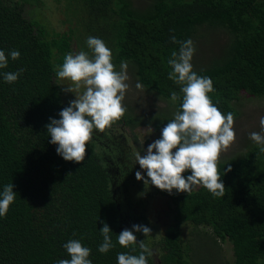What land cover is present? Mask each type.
<instances>
[{"label": "trees", "instance_id": "trees-1", "mask_svg": "<svg viewBox=\"0 0 264 264\" xmlns=\"http://www.w3.org/2000/svg\"><path fill=\"white\" fill-rule=\"evenodd\" d=\"M75 1L81 8H63V24L76 18L75 27L60 32L50 29L46 17L38 21L33 16L41 0H0V50L8 57V67L0 69V192L10 183L16 192L9 212L0 217V264H57L70 258L64 244L72 239L91 249L92 264H118L117 254L130 251L116 241L124 230L121 222L134 213L111 188L108 134L92 135L85 160L76 163L57 154L47 133L50 118L59 119L71 101L65 100L54 69L74 43L80 51H90L87 38L102 39L116 69L125 61L135 81L169 106L165 115L140 121L125 113L109 132L148 127L157 140L174 118L182 94L181 100L171 102L172 91L180 94V86L168 78L167 61L179 49L173 35L194 44L203 29H224L231 35L220 56L205 68L193 69L213 80L209 95L222 114L237 115L232 103L240 93L264 98V0H149L140 9L127 0ZM30 3L34 8H28V18L22 5ZM11 50L20 52L19 59H11ZM20 69L24 71L17 82L4 81L3 72ZM247 148L241 159L218 162L224 197H213L202 186L190 194H169L152 186L173 203L171 222L157 243L161 264H194L180 241L184 224L192 225L196 235L207 229L212 243H231L233 260L222 264H264V153L254 143ZM117 167L129 165L122 158ZM137 219L146 225L143 216ZM105 222L116 244L106 254L98 251ZM133 254H139L138 247ZM148 264H154L151 256Z\"/></svg>", "mask_w": 264, "mask_h": 264}, {"label": "clouds", "instance_id": "clouds-1", "mask_svg": "<svg viewBox=\"0 0 264 264\" xmlns=\"http://www.w3.org/2000/svg\"><path fill=\"white\" fill-rule=\"evenodd\" d=\"M178 51L171 53L167 63L171 67L168 78L180 86L178 94L171 92V102L181 100L174 118L162 128L161 137L148 145L145 154H136V162L141 171L136 172V179L145 186H155L169 194L173 190L190 194L194 188L202 186L213 197L225 196V184L218 172V159L223 150H227L235 141L234 114L225 116L213 103L210 93L214 92L213 80L201 76L193 70L192 60L195 54L194 42L171 37ZM90 51L67 53L62 65L54 71L59 80L69 81L64 92L75 94L59 112V119L50 118L46 125L50 143L57 146V154L69 162L82 163L86 158V145L91 140L94 130L103 133L111 128L126 113L122 103L129 85L126 83L128 65L121 61L117 70L113 63V53L106 43L97 37L89 36L86 41ZM12 60L20 57V52L11 50ZM8 67V57L0 50V69ZM24 70L3 72L5 82L18 81ZM137 88L142 85L137 83ZM261 132L250 133V139L264 153V116L260 118ZM151 127V126H149ZM227 171H231L228 167ZM190 175L185 177V173ZM71 174V173H70ZM69 174V175H70ZM14 184H7L0 192V217L6 216L10 205L15 202ZM103 242L99 245L100 253H108L116 244L112 240V230L107 222L100 229ZM134 233H143L148 238L152 229L146 225H132L117 234L116 241L128 252L117 254L118 264H148L152 251L144 240H138ZM139 248V254H133ZM69 259H60L57 264H92L91 249L79 239H72L64 244Z\"/></svg>", "mask_w": 264, "mask_h": 264}, {"label": "rangeland", "instance_id": "rangeland-1", "mask_svg": "<svg viewBox=\"0 0 264 264\" xmlns=\"http://www.w3.org/2000/svg\"><path fill=\"white\" fill-rule=\"evenodd\" d=\"M41 6L39 11H34L33 16L36 14L38 17H46L48 26L54 28L60 32L65 31L67 26L75 27L73 23H76L78 19H73L68 24H63V20L66 19L63 8H81L75 0H41ZM132 8H146L149 0H127ZM24 16H28V8H34V4H23ZM38 21H40L38 19ZM231 35L224 29H203L198 33L196 37L195 54L192 60L193 69L205 68L213 61L214 58L222 54L223 49L229 42ZM77 43V42H76ZM81 49L77 44L71 46V53L75 54ZM129 85L125 99L122 102L127 108L126 113L129 117L135 120L152 119L156 115H165L169 106L165 102L161 101L157 95L150 94L142 86L137 88V81L132 76L131 69L127 68ZM140 84V83H139ZM59 86L63 89L69 86V81L59 80ZM63 92L65 100H74L75 94L71 92ZM68 95V97H67ZM232 107L236 112L234 117V131L236 133L235 141L229 146L227 150H223L219 156L218 162L230 161L231 159H241L243 155L247 153V146L254 143L249 137L252 132H261L260 118L264 116V98L250 97L247 94H239V98L232 103ZM160 116V118L162 117ZM129 129L116 128L114 130H105L101 133L98 130H94L93 135L99 137H105L107 134L108 139H111L109 144L111 145V162H110V176H111V188L113 194H115L118 201H121L125 207L131 206V212L134 213L130 219H123L121 222V228L132 229V225H144L141 220L137 218L143 216L146 219V226L152 229L150 237L146 238L143 233H138V240H144L152 251L151 259L154 264H161L160 253L157 247L159 239L163 237L164 231L168 224L171 222V213L173 208L172 201L167 197L160 195L149 184H144L143 181L136 179V172L141 171L147 179L146 172L140 168L136 162V154L138 149L143 150L140 154H145V150L148 145L153 143L155 139V133L148 127H140L133 132ZM125 132V133H123ZM132 136H136L135 140H132ZM113 141V143H112ZM250 142V143H249ZM255 144V143H254ZM125 159L129 167L123 170H118V163ZM115 170H111V169ZM124 171V173H123ZM173 193H178L173 190ZM202 238H198L194 227L189 224H184L181 228L180 241L187 250L189 257L191 256V262L194 264H222L225 261L231 262L233 260L232 245L227 240L215 241L212 243V235L207 230H198ZM208 232V233H207ZM202 239V241L200 240ZM193 255V256H192Z\"/></svg>", "mask_w": 264, "mask_h": 264}]
</instances>
